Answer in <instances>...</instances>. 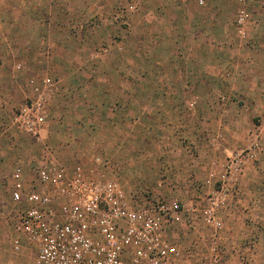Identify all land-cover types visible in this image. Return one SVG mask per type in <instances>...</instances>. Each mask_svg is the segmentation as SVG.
<instances>
[{
	"label": "crops",
	"instance_id": "obj_1",
	"mask_svg": "<svg viewBox=\"0 0 264 264\" xmlns=\"http://www.w3.org/2000/svg\"><path fill=\"white\" fill-rule=\"evenodd\" d=\"M130 1L0 0L1 47L19 51L22 75L27 65L36 67L40 51L51 52L49 63L66 87L51 102L49 122L64 101L83 105L82 151L97 148L113 164L108 176L128 189L145 185L192 206L186 195H198L200 182L209 193V172L221 170L259 126L262 149L235 184L220 232L232 255L248 244L257 250L264 244V11L253 13L242 40L235 28L237 0H143L139 11H122L117 20L114 6ZM80 67L82 91L74 94L70 86ZM28 86L26 94H1L5 121L16 110L12 105L30 95ZM68 115L62 123L78 132ZM13 130L1 127L0 135ZM185 216L193 217L192 211Z\"/></svg>",
	"mask_w": 264,
	"mask_h": 264
},
{
	"label": "built area",
	"instance_id": "obj_2",
	"mask_svg": "<svg viewBox=\"0 0 264 264\" xmlns=\"http://www.w3.org/2000/svg\"><path fill=\"white\" fill-rule=\"evenodd\" d=\"M260 8L264 11V1ZM121 12H116L117 20ZM251 19L249 10L240 6L235 28L242 40L248 38ZM30 83V95L16 108L11 123L45 145L58 86L50 76L32 78ZM261 132L255 126L248 144L234 151L221 171L210 173L214 186L200 208L188 206L178 196H149L138 203L118 178L100 173L101 167L110 166L100 156L90 165L70 166L47 148L31 177L22 166L14 168L6 186L8 199L0 200V222L12 229L11 251L20 254L25 247L33 249V264H194L174 233L179 226H193L191 219H185L187 211H192L212 231L211 262L219 264L225 252L220 240L221 212L247 163L262 149Z\"/></svg>",
	"mask_w": 264,
	"mask_h": 264
},
{
	"label": "rangeland",
	"instance_id": "obj_3",
	"mask_svg": "<svg viewBox=\"0 0 264 264\" xmlns=\"http://www.w3.org/2000/svg\"><path fill=\"white\" fill-rule=\"evenodd\" d=\"M262 0H237V7L245 6L251 15L253 16V13H256L258 10L262 11L260 8V2ZM206 3V0H205ZM204 3V5H205ZM135 4V9H131V6ZM143 5V0H132L128 2L125 5L122 4H116L114 8L112 9L113 15L116 14L117 11H123L126 12L124 14H127V12H135L139 11ZM236 10V12H237ZM123 14V15H124ZM11 39L14 38V36H10ZM2 43H5L2 40V37H0V99L2 97L1 94H26V91L29 89L28 83H30V80L32 78L40 80L43 76H50L53 79L56 80L58 89L56 92L57 96L58 94H64L65 92V85H63V79L59 74L56 73L55 68L50 65V51H40V56H37L36 60L38 61V64L36 67H29L27 65L23 69V71L26 74H20V72H17L18 66H15V64H20L19 60V51L11 50L14 48V45L11 44V48L1 47ZM2 48L8 50L2 51ZM5 60V66H1L2 60ZM30 61L27 59V64H29ZM36 62V61H34ZM23 67V66H21ZM59 70V69H58ZM71 70H77L76 68H73ZM79 71H77V77L73 76L74 79L76 78V84L74 86H70V90L77 91L74 94H81V67L78 68ZM15 72V73H13ZM61 74V73H60ZM28 75V76H27ZM27 76V77H26ZM32 76V78L29 80V82L26 80L28 77ZM74 79H72V82H74ZM18 80V82H17ZM13 82V83H12ZM19 86L20 91L15 90V88ZM199 98H195L191 100L188 103V106L193 108L197 104ZM191 102H194V105L191 106ZM77 104V103H76ZM12 112L16 109V104L12 105ZM79 109H76L77 107H70L69 104L65 103L63 105V111H60L57 115L52 116L50 119V122L48 123V127L46 129L45 135H46V145H43L42 143L38 144L36 143L33 138L30 136L23 134L19 132L16 128V130H13V132L7 131L6 133L9 134L8 137L6 133H3V136H1L0 131V200L1 199H8V192L6 191L7 181L10 179V175L14 168L17 166H22L28 177H31L34 173V170L40 163L42 156L44 155V152L47 148H51V150L62 160H66L68 162H71L70 165L74 164H83V165H90L93 163V160L100 156L95 150H92L91 148H87V152L85 154L84 151H82L81 146V130L80 128L83 125L82 121V110L83 105L79 106ZM4 110V107H2ZM11 112V113H12ZM68 115V119L70 121H76V125L79 127L78 132L75 131H68L67 124H63V120L65 119V114ZM76 114L78 116L76 117ZM5 115L6 114H0V130L1 127L3 128L8 127L9 125H12V116L7 115L5 121ZM84 119H86L84 115ZM67 122V121H65ZM257 122V121H256ZM59 129L61 131H59ZM71 145V147H70ZM69 149V150H68ZM70 151L67 153L66 151ZM238 150V149H237ZM95 151V152H93ZM236 151V150H235ZM83 152V153H82ZM89 156V157H87ZM231 155H229L226 159V162L228 158ZM103 158L102 156H100ZM89 159V160H88ZM92 160V161H91ZM104 160V159H103ZM87 161V162H86ZM91 161V162H90ZM225 162V164H226ZM222 165V168L224 165ZM113 164L110 163L109 167H101L100 173L103 176H108V171L113 168ZM217 170V169H216ZM218 169L217 171H211V172H219L221 171ZM209 171V170H208ZM209 172V174L211 173ZM120 180V179H119ZM201 183V184H200ZM199 183V191L198 195L193 194H187V198L190 200L192 199L193 202H190L192 206L190 207H196L197 203H202V198H204L208 194V187L205 186V183L200 182ZM213 186L214 183L212 182ZM124 185V184H123ZM204 185V186H203ZM203 186V187H202ZM126 191L130 196H134L133 198H137L138 203L141 202L142 199L148 198L149 196H162L158 193L154 194L153 191L150 189H147V186L141 185L136 186L133 188H126ZM184 197V196H183ZM131 198V197H130ZM189 202V200H187ZM184 202V201H183ZM185 201V203H189ZM200 208V205H199ZM188 216H185V219L187 220ZM189 219H193V226L187 227V226H179V228L176 229V233H179L183 239V244L185 247V250L187 252L191 253V259L194 262V264H212L211 262V252H212V240H213V233L212 231L207 228L204 223H202L201 216L197 213L194 215V217H190ZM188 219V220H189ZM11 225L7 222H0V264H33L34 263V255L35 252L33 249L29 247H25L20 254H14L11 251L10 246V238H11ZM224 247V254L222 257V260L219 264H264V244L260 243L258 244L257 250L254 249L252 244H248L246 247V250L241 251L235 255H232L231 252L228 250V246L226 244H222Z\"/></svg>",
	"mask_w": 264,
	"mask_h": 264
}]
</instances>
